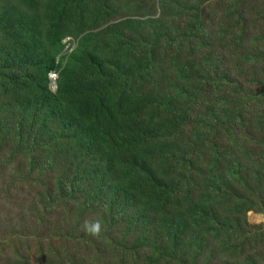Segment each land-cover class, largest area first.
<instances>
[{
	"label": "rangeland",
	"instance_id": "1",
	"mask_svg": "<svg viewBox=\"0 0 264 264\" xmlns=\"http://www.w3.org/2000/svg\"><path fill=\"white\" fill-rule=\"evenodd\" d=\"M200 1L217 20L223 15L224 0L187 5L173 0H0V25L4 16L36 19L27 30L12 20L15 36L6 39L0 33V264H14L11 257L22 244L12 237L17 234L32 246L36 238L53 254L66 238V257L74 258L73 264H264V128L256 123L264 117L258 114L264 112V100L246 106L247 117L234 113L245 94L264 81L258 55L264 48V13H257L264 0H239L235 8L248 16L242 50L235 48L231 34L226 45L215 38L211 43L202 30L188 39L197 18L186 8ZM233 3L226 21L238 29L243 21L234 15ZM54 8L65 9L57 22L51 19ZM164 33L171 42L165 39L152 54L149 43ZM185 41L192 48H181ZM34 48L42 61L46 52L55 58L47 87L64 91L67 105L77 110L82 100L77 94L89 100L101 94L121 117L128 141H135L129 151L94 154L90 136L81 131L90 123L79 119L60 138L50 130L65 124L59 120L62 112L45 120L42 111L33 115L27 105L24 93L29 91L17 100L19 90L13 86L21 83ZM85 52L96 59L84 57ZM10 60L16 62L13 67ZM91 138L101 142V136ZM134 160L153 169L163 189L153 191L148 173L137 185L142 168ZM59 175L66 184L75 180L90 203L94 193L88 188L97 190L104 211L96 214L98 219L116 225L106 235L130 238L120 253L104 245L94 251L84 236L74 240L80 232L66 230L71 221L61 226L62 236L53 225L55 215L35 221L29 178L55 186ZM132 191L136 203L128 198ZM83 227L96 234L98 225L94 231L90 223ZM77 242L75 248L70 244ZM26 264L41 263L31 256Z\"/></svg>",
	"mask_w": 264,
	"mask_h": 264
},
{
	"label": "trees",
	"instance_id": "2",
	"mask_svg": "<svg viewBox=\"0 0 264 264\" xmlns=\"http://www.w3.org/2000/svg\"><path fill=\"white\" fill-rule=\"evenodd\" d=\"M173 1L177 5H187L189 4L190 0ZM229 1L230 4H228ZM232 1L234 2V15H237V18L241 17L243 21L238 29L234 28L226 21L228 15L230 14L228 13L229 11H227V9L231 8L230 6L232 5ZM224 4V12L219 20H217V15H214V13L210 14L206 11V6L203 1H200V4L197 6L187 7V15L191 14V16L197 18V21L194 23L193 30L189 34L188 39L197 36L198 31L202 30L206 33L209 41L211 40V43L213 42L212 38H215L216 41L220 40L224 43V39L229 34H231L233 36V44L236 46L235 48L242 50L241 44L243 43L244 37H246L245 28L248 19L247 12L243 11V13L241 14L238 10H235L237 5L239 4V0H224ZM263 6L264 5H259L258 7L259 9H262ZM161 8L165 10L168 8V6L166 4H162ZM64 11L65 9L63 8H54L51 15L52 21H59V19L63 16ZM257 13H264V9L258 10ZM12 20L19 21L22 29L24 30H27L26 27L34 26L36 23V19L33 20L28 18L27 16L20 15L18 17L15 16L14 18L4 16V21L0 25V33H2L6 39L8 36H15V34L13 33L17 31V28L16 26H14ZM164 34L165 35L156 34V38L154 39V41H151L149 43V48L152 54L159 52V48L164 43L165 39H167V42H171L169 36H167L166 33ZM189 43L190 42L185 41L180 46L181 48L184 46L192 48ZM46 53H43L45 59L42 61V57L39 55L36 48L29 51L27 56L31 59L32 62H30L29 68L24 73V75L20 76L21 83L13 86L17 90H19L17 100L18 97L23 94V91H29L28 94L24 93L28 102L27 105L32 106L33 115H36L38 114V112L42 111V115L45 117V120L57 110L62 112L59 120L65 122V124H63L62 126L58 125V127L53 126V128L50 130V132L58 134L60 138L66 137L68 135L67 132L76 127L79 119L90 123L88 128L81 131L84 134H88V136H90L91 143L94 145V154L98 152L100 156L104 157L114 156V153L124 154L126 151H129L128 146L132 143H135V141H128L130 135L123 133L122 124L119 123L121 117H118L117 114H114L111 108H109L104 103V100L100 99L102 98L101 94L97 95L96 100H89L86 94L82 96L80 94H77V96L82 97V100L79 102V108L76 110L73 106L67 105L65 103L64 91H58L54 93L50 89H48L47 73L49 72V70L53 69L55 58ZM258 55L261 61L264 62V48L258 50ZM84 57L88 59L94 57V60L96 59V55L88 52L84 53ZM188 62H190V59L188 60ZM10 63L12 67L16 64V62L11 60ZM184 65L187 66V64ZM239 85L241 84L239 83ZM263 100L264 81L259 80L256 89L247 92L245 94V98L241 99L240 102L236 105L234 113L237 112L240 116H246L243 112L246 106H249L251 104L260 105ZM258 114L264 116V112H259ZM256 123L264 128V117L262 119L256 120ZM94 126L97 128H94ZM93 136H101V142L92 139L91 137ZM104 137H107V140H104ZM106 142L111 143L112 146L110 145L109 147L107 145H104ZM114 142H119V145H115ZM45 143H48V141H45ZM30 161L36 164L34 159ZM4 164L8 165V162H5ZM107 164L110 165V167L108 166L106 168V171L110 172L112 168L111 160H109ZM134 164L142 168V176L137 182V185L139 184L140 187L143 185L144 173H148L149 179H151L153 183V191L155 192L158 189H163V181H160L156 178V172L153 169L148 167V165H143L145 164L143 161L134 160ZM28 172L32 173L29 168ZM63 178V175H59L58 181L55 186H45L40 182V180L36 181V179L32 178V176L29 178V188L31 189L30 207L35 216V221H42L43 217L46 218L47 216L51 217L55 215L54 218L56 220V223H53V225H56L59 235L61 226L66 221H71L72 224L66 230L70 231V234H74L78 230L80 232V236L74 240L80 241L84 236L86 246L94 247V251H98L101 245H104L108 252L111 253L113 251H116L120 253V250L126 247V243L128 240H130V238H127L124 234H122L119 235L120 238L116 237L111 240L106 235L107 233L114 230L116 228V225L110 221H100L98 219V216L104 215V211L102 209L103 203L98 199L99 197L97 196V190H94V188L92 187L88 188V191L94 193V200L90 203L84 198L85 192L82 189L76 187L75 180H72L70 183L66 184L67 181H65ZM37 182L39 183L38 185ZM178 183L179 181L176 182L175 185H177ZM134 192L135 191H132V195H130V197L128 198L132 202L136 203L137 199L133 195ZM138 194L139 193H137L136 195ZM165 195L167 196V192L165 193ZM78 203L80 204L78 205ZM98 213H100V215H96ZM88 223H90V229L92 228L93 231L98 225L95 231L96 234L88 233V229L83 227ZM12 237L19 241H22L20 247L14 251L11 257V259L14 260V264H26L31 256H34L41 264L74 263V258L69 259L68 257H66V238H64V244L63 239H61V242L58 246V251H53V254L51 252H48V248L46 249L39 240L37 241L36 238L35 244L32 246L26 242L22 234H17V236ZM70 244L73 248H75L80 244V242H77L76 246L73 243ZM131 245L132 248L137 247L133 243H131ZM175 251V249L170 250L169 254H173ZM53 258H56V260H52Z\"/></svg>",
	"mask_w": 264,
	"mask_h": 264
}]
</instances>
